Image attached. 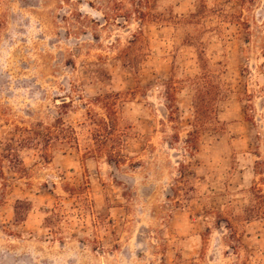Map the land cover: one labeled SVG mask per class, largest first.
Returning a JSON list of instances; mask_svg holds the SVG:
<instances>
[{
  "label": "rangeland",
  "instance_id": "1",
  "mask_svg": "<svg viewBox=\"0 0 264 264\" xmlns=\"http://www.w3.org/2000/svg\"><path fill=\"white\" fill-rule=\"evenodd\" d=\"M0 264H264V0H0Z\"/></svg>",
  "mask_w": 264,
  "mask_h": 264
},
{
  "label": "trees",
  "instance_id": "2",
  "mask_svg": "<svg viewBox=\"0 0 264 264\" xmlns=\"http://www.w3.org/2000/svg\"><path fill=\"white\" fill-rule=\"evenodd\" d=\"M210 75L204 74L201 77H197L194 80L195 86V99H194V109H195V117H194V124H193V131L190 134V141L189 146L191 150H196L195 141L199 136L200 132L207 126V124L213 120V116L215 114V108L213 104L217 102L219 99L221 90L219 86L209 79ZM101 104L106 105V108L111 111V113H115L116 110L114 109L117 107L116 104H109V102L100 101ZM66 105V104H63ZM60 124L63 125L62 121L60 120Z\"/></svg>",
  "mask_w": 264,
  "mask_h": 264
}]
</instances>
